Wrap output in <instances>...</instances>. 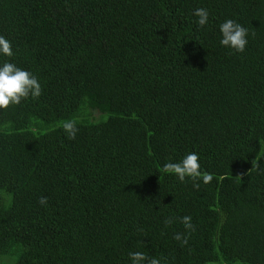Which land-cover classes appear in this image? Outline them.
I'll return each mask as SVG.
<instances>
[{
	"label": "trees",
	"instance_id": "trees-1",
	"mask_svg": "<svg viewBox=\"0 0 264 264\" xmlns=\"http://www.w3.org/2000/svg\"><path fill=\"white\" fill-rule=\"evenodd\" d=\"M0 35L42 86L0 109V264H264V0H0Z\"/></svg>",
	"mask_w": 264,
	"mask_h": 264
},
{
	"label": "clouds",
	"instance_id": "clouds-1",
	"mask_svg": "<svg viewBox=\"0 0 264 264\" xmlns=\"http://www.w3.org/2000/svg\"><path fill=\"white\" fill-rule=\"evenodd\" d=\"M194 15L198 17L197 23L203 28L209 20V12L205 8H197ZM222 35L221 45L231 48L237 53H243L248 44V29L232 19H228L220 25ZM255 35V33H253ZM0 54L11 57L13 55L12 44L4 36L0 35ZM42 95V86L38 78L31 72L17 67L14 63L5 62L0 66V109H7L10 105H19L23 100L29 97L38 99ZM64 131L67 133L68 139H75L79 131L75 120H67L62 124ZM199 156L195 152L187 154L179 162H168L163 166V172L175 174L180 182H184L186 178L193 181V187L199 189L198 181L208 184L213 180V175L208 172H201ZM252 170L260 169L258 161L252 162ZM251 170V171H252ZM240 178V177H238ZM41 205H47V198L41 197L39 200ZM191 216H183L180 222L186 230L195 231V226L191 223ZM173 223L172 218L164 221L165 226ZM182 244L188 243L187 236L177 233L173 237ZM129 258L131 264H161L160 259L148 257L143 252H130Z\"/></svg>",
	"mask_w": 264,
	"mask_h": 264
},
{
	"label": "rangeland",
	"instance_id": "rangeland-1",
	"mask_svg": "<svg viewBox=\"0 0 264 264\" xmlns=\"http://www.w3.org/2000/svg\"><path fill=\"white\" fill-rule=\"evenodd\" d=\"M95 116L97 117L98 116V113H96ZM1 198H5V199L8 198V201L6 202V205H9L10 204L11 198L4 196V194L0 191V199Z\"/></svg>",
	"mask_w": 264,
	"mask_h": 264
}]
</instances>
